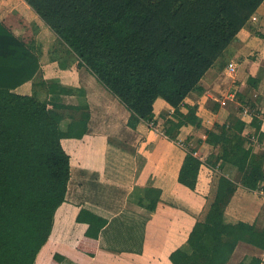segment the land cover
<instances>
[{"label": "trees", "instance_id": "16d2710c", "mask_svg": "<svg viewBox=\"0 0 264 264\" xmlns=\"http://www.w3.org/2000/svg\"><path fill=\"white\" fill-rule=\"evenodd\" d=\"M24 1L39 18L34 28L73 53L74 66L89 70L126 107L130 128L142 134L152 129L156 125L153 103L162 98L173 108L160 130L164 136L176 141L183 125L203 131L204 141L217 151L201 160L186 141L180 183L194 189L200 166L221 161L241 173L244 187H259L264 180V149L255 151L252 140L264 137L262 114L254 112L247 120L231 113L207 128L196 104H186L185 112L181 105L191 91L204 90L200 79L238 31L249 26L264 0ZM45 46V38L37 45L0 22V264H34L67 192L71 157L61 139L85 133L90 116L88 105L62 100L74 88L58 80L41 77L34 84L41 90L30 94L14 90L39 73ZM252 69V64L246 68V83L256 88L259 79ZM236 185L224 174L217 177L204 217L195 221L185 242L170 253L171 264H226L239 239L264 250V227L226 221L225 208ZM149 190V202L140 203L152 210L160 192ZM108 217L82 205L76 220L88 227L78 249L96 253ZM69 263L55 253L48 264ZM238 264H264V256L252 255Z\"/></svg>", "mask_w": 264, "mask_h": 264}, {"label": "crops", "instance_id": "0c3cea01", "mask_svg": "<svg viewBox=\"0 0 264 264\" xmlns=\"http://www.w3.org/2000/svg\"><path fill=\"white\" fill-rule=\"evenodd\" d=\"M254 16L249 26L238 31L222 54L224 56H220L202 76L200 84L204 90L191 91L181 105L185 112L186 104H196L204 127L213 128L214 122H223L231 113L248 120L255 112L262 114L261 130H264V16L259 10ZM0 22L15 35L34 39L37 45L43 41L42 30L34 28L40 23L39 18L24 0H0ZM251 40H258L257 49L249 47L244 52L248 46L245 43ZM229 62L236 63L234 75L227 70ZM250 64L259 79L256 88H250L246 83V68ZM50 65L48 60L42 62L40 57L39 73L49 81L57 79V74L62 75L53 72L49 76ZM82 68L85 67H71L61 76L62 80L65 82L70 78L74 83L66 82L67 85L79 86L80 80L85 78L86 83L90 81L91 87L96 88L93 82L96 78L85 68L87 77ZM30 84L32 80H27L14 90L30 94L25 90ZM79 89L81 94L85 92L86 98H75L77 92L74 90L68 94L74 96L70 98L72 101L69 98L62 100L88 105L87 130L81 136L61 139L71 157L67 192L64 202L54 213L48 240L34 264H48L55 253L64 255L69 264H171L170 253L185 242L195 221L204 217L220 174L237 184L225 208L226 221L241 220L254 224L257 229L264 227V180L256 189L246 188L240 183L241 173L233 165L218 161L213 166H200L194 189L178 181L186 152L182 143L192 144L193 140L195 153L201 160L217 149L206 143L203 131L192 125H183L176 141L164 136L160 131L164 122L162 115L167 112L169 117L173 110L164 99L154 101L156 125L142 134L127 125L129 111L116 97L90 98L86 93L88 90L82 86ZM243 91L252 93L247 102L240 99ZM252 141L255 151L264 149V137L261 140L253 137ZM148 188L160 192L152 210L140 203L149 202L147 197L152 191ZM82 205L109 215L108 223L100 231L94 255L77 247L88 227L87 223L76 220ZM252 255L262 257L264 250L239 239L226 264H238Z\"/></svg>", "mask_w": 264, "mask_h": 264}, {"label": "rangeland", "instance_id": "374dc122", "mask_svg": "<svg viewBox=\"0 0 264 264\" xmlns=\"http://www.w3.org/2000/svg\"><path fill=\"white\" fill-rule=\"evenodd\" d=\"M258 10L260 11V13H262L263 14V16H264V5H261L259 8H258ZM251 31H253V29L254 28H252L251 27ZM43 35H44V37H43V39L45 38V42H47V46H45V48L43 49V59H45L46 61L48 60V62H49V64H51L50 66H49V69H48V74H49V76H50V74L51 73H53L54 72V74H56V73H62V75H64L65 73H67L68 71H69V69L71 68V67H73L74 66V63H75V61H76V57L73 55V53H70V52H68L67 51V49H66V47H64L63 45H59V44H56L55 43V41L53 40V38L49 35V34H47V33H45V32H43ZM260 35L262 36V34L260 33ZM260 36V37H261ZM42 39V40H43ZM54 41V42H53ZM255 41V42H254ZM254 41H247L245 44L246 45H248V46H246V49H244L243 51L245 52V50H248V48L249 47H251V48H256L257 49V45H258V40H254ZM257 41V42H256ZM49 43H51L52 45H50L49 46ZM46 45V44H45ZM260 46H261V44H259ZM44 47V46H43ZM49 49V50H48ZM51 49H53V51L51 50ZM47 50H48V52H47ZM50 50H51V52H50ZM50 52V53H49ZM224 55H221V57L220 58H222ZM219 58V59H220ZM234 63V62H233ZM236 64V63H235ZM83 70V72L86 74V76L88 77V72L86 71V69L85 68H82ZM236 70H237V66H236ZM236 70H235V72H233L232 73V75H234L235 73H236ZM41 75V76H40ZM61 74L59 75V74H57V79H50V81L51 80H58L59 81V83L60 84H63V85H66V86H70V85H67L66 84V82L67 83H71V82H73V81H71V79L69 78L68 80H65V82L62 80V76ZM44 75H43V73L41 74V73H38L37 75H35L31 80H32V84H30V85H28V87L25 89L26 91H28V92H33L34 90H36V89H38V90H41V88L39 87V85H35L34 86V84L35 83H37L40 79H41V77L43 78V79H45L44 77H43ZM94 76V75H93ZM93 78H95V77H93ZM91 79V78H90ZM46 80V79H45ZM92 80V79H91ZM94 81V84L97 86L96 88H93V87H91L92 85L91 84H89V83H92V82H90V81H88L87 83L85 82L86 81V79L84 78L83 80H80V82H79V86H70V87H72V88H74V90H75V92H77L76 93V95H74L75 96V98H77V97H81V98H86V94H85V92L83 93L82 92V94L80 93L81 92V89H79V88H81V86L85 89V90H88V91H86V93H89L88 95H89V97L90 98H112V94L109 92V91H106V90H104L102 87H101V85L98 83V81L96 80V79H93ZM48 81H49V79H48ZM74 83V82H73ZM84 85V86H83ZM91 88V89H90ZM93 88V89H92ZM90 89V90H89ZM242 94H240V99H242L243 101H246L247 102V100H250V97L252 96V93L251 92H247V91H243V92H241ZM242 95V96H241ZM41 96L43 97L44 96V93L43 94H41ZM74 96H72V97H70V95H62L61 96V98L63 99V100H66V98H69V101H72L70 98H74ZM88 97V96H87ZM65 102V101H64ZM67 103H69V102H67ZM167 112L164 114V115H162V117L164 118V120H165V118L167 117ZM163 125V124H162ZM155 127V126H154ZM162 127V126H161ZM189 139V138H188ZM189 141V140H188ZM178 143H180V142H178ZM188 144H191V143H189V142H187ZM181 144V143H180ZM184 144L185 143H182L181 145H182V147H184ZM195 144V142L192 140V144H191V146H193ZM194 147V146H193ZM184 149H185V147H184ZM195 155H197L196 153H195Z\"/></svg>", "mask_w": 264, "mask_h": 264}, {"label": "built area", "instance_id": "2783aa9c", "mask_svg": "<svg viewBox=\"0 0 264 264\" xmlns=\"http://www.w3.org/2000/svg\"><path fill=\"white\" fill-rule=\"evenodd\" d=\"M251 19L254 20V19H255V16L252 15ZM227 70H228L229 72H231V73L235 72V70H236V64L233 63V62H229V63L227 64Z\"/></svg>", "mask_w": 264, "mask_h": 264}]
</instances>
